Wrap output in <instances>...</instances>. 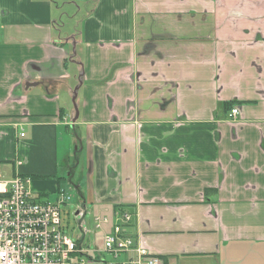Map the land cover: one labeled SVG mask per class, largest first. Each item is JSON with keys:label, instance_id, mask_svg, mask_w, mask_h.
I'll return each mask as SVG.
<instances>
[{"label": "crops", "instance_id": "0c3cea01", "mask_svg": "<svg viewBox=\"0 0 264 264\" xmlns=\"http://www.w3.org/2000/svg\"><path fill=\"white\" fill-rule=\"evenodd\" d=\"M61 1L70 15L0 0L11 177L41 202L65 183L57 168L78 175L94 218L129 214L126 236L162 264H264V0ZM62 127L77 150L60 159Z\"/></svg>", "mask_w": 264, "mask_h": 264}, {"label": "built area", "instance_id": "2783aa9c", "mask_svg": "<svg viewBox=\"0 0 264 264\" xmlns=\"http://www.w3.org/2000/svg\"><path fill=\"white\" fill-rule=\"evenodd\" d=\"M237 114V109L230 111L231 118ZM29 180L19 175L4 178L0 171V264H85L84 251L60 229L59 210L70 201V195L60 188L54 203L39 202L29 189ZM113 219L94 218L95 228L103 233V249L96 250L97 254L117 258L136 251L137 264H162L126 236L129 214L119 212ZM108 225L111 232L105 233L103 228Z\"/></svg>", "mask_w": 264, "mask_h": 264}, {"label": "rangeland", "instance_id": "374dc122", "mask_svg": "<svg viewBox=\"0 0 264 264\" xmlns=\"http://www.w3.org/2000/svg\"><path fill=\"white\" fill-rule=\"evenodd\" d=\"M55 2L56 5H53V8L56 6L58 8L63 9V11H68L69 15L73 8L70 5H64L61 0H52ZM61 20L58 22L60 25L61 23L66 24L65 29H73L74 22L72 20H68L65 16H60ZM70 22V24H69ZM70 104L71 100H70ZM72 142V141H71ZM69 139V135L66 133V130L64 127L60 129L59 136L57 135L56 138V145H57V152H58V158H62L63 155L68 151L71 155H74L76 153L77 148L72 145ZM76 167V166H75ZM57 174L56 177L62 178L61 174H63V179L65 180L64 185L62 186V189H64L71 197L70 201H68L65 205H62L60 207V229L61 232L68 236L73 242H76L77 244H81L82 250L84 251L83 256H81L84 259L85 264H98L95 262V255H92L93 253H89V251H102L103 249V237L101 234V231L95 228L94 223V216L96 215L95 208H91V206H87L85 210L80 209V201L78 194L76 190L74 189L75 182L80 181L78 180V175L68 176L66 171L63 170L62 167L57 168ZM79 169V167L77 168ZM0 171L2 172V175L4 178L11 177V169L9 167L8 163L0 162ZM77 171V170H76ZM48 179V178H44ZM69 180L71 181L69 183ZM49 198H41V202H48L50 204L54 203L56 200V197L54 194H49ZM79 212L78 216H75L76 212ZM85 212V214H83ZM83 216V217H82ZM90 249L89 251H87ZM98 255V254H97ZM106 254L101 255L100 257L105 256ZM88 259H93L94 262H91ZM111 263H115L113 259H110ZM99 261V260H97Z\"/></svg>", "mask_w": 264, "mask_h": 264}, {"label": "water", "instance_id": "95a60500", "mask_svg": "<svg viewBox=\"0 0 264 264\" xmlns=\"http://www.w3.org/2000/svg\"><path fill=\"white\" fill-rule=\"evenodd\" d=\"M80 84H81V82H79V85H80ZM30 85L35 86L36 84H30ZM77 90H78V88H75V89H74L73 97H72V103H73V108H74V112H75V117H74V119H73L72 122H75L76 119H77V117H78V108H77V104H76V94H77ZM72 187H74V189L76 190V192H77V194H78V197H79V200H80V202H81V204H80V209H81V210H85V201H84V197L81 196V194L79 193V191H77V187H75V186H72ZM79 212H80V211L76 212V213H75V216H78ZM80 213H81V212H80ZM83 214H85V212H84ZM82 217H83V216H82Z\"/></svg>", "mask_w": 264, "mask_h": 264}, {"label": "trees", "instance_id": "16d2710c", "mask_svg": "<svg viewBox=\"0 0 264 264\" xmlns=\"http://www.w3.org/2000/svg\"><path fill=\"white\" fill-rule=\"evenodd\" d=\"M228 108L231 107V106H227ZM163 263V262H162Z\"/></svg>", "mask_w": 264, "mask_h": 264}, {"label": "flooded vegetation", "instance_id": "af4514ba", "mask_svg": "<svg viewBox=\"0 0 264 264\" xmlns=\"http://www.w3.org/2000/svg\"><path fill=\"white\" fill-rule=\"evenodd\" d=\"M71 181L69 180V183H70Z\"/></svg>", "mask_w": 264, "mask_h": 264}]
</instances>
